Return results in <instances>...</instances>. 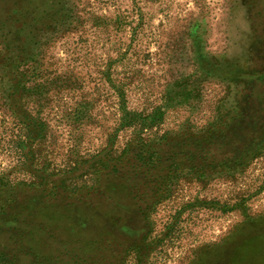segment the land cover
I'll return each instance as SVG.
<instances>
[{"label": "rangeland", "instance_id": "1", "mask_svg": "<svg viewBox=\"0 0 264 264\" xmlns=\"http://www.w3.org/2000/svg\"><path fill=\"white\" fill-rule=\"evenodd\" d=\"M57 1L66 21L44 36L29 67L48 91L29 104L45 121L46 136L31 160H24L16 148L20 126L0 94V175L32 182L34 164L55 178L69 172L71 186L91 184L92 174H81L119 123L109 76L126 92L128 106L144 111L161 104L169 87L198 83L193 99L168 108L159 133L185 123L199 129L216 117L230 89L205 74V63L244 55L250 33L246 0ZM131 133L118 131L114 157ZM147 221L152 249H142L143 261L131 249L124 264L232 263L239 242L256 234L264 238V150L234 172L180 180ZM124 240L129 247L134 241Z\"/></svg>", "mask_w": 264, "mask_h": 264}, {"label": "trees", "instance_id": "2", "mask_svg": "<svg viewBox=\"0 0 264 264\" xmlns=\"http://www.w3.org/2000/svg\"><path fill=\"white\" fill-rule=\"evenodd\" d=\"M246 3L250 33L244 55L205 63V74L230 89L213 121L199 129L185 123L159 133L168 108L193 99L198 83L169 87L161 104L144 111L130 108L126 92L109 76L120 117L108 145L81 174L91 173V184L71 186L69 172L55 178L47 169L34 170L33 163L27 164H33L32 182L0 175V264H124L131 249L143 261L147 219L175 184L234 172L264 150V0ZM59 5L57 0H0V94L20 126L16 148L26 161L47 132L29 104L48 91L35 79L37 69L33 74L29 67L37 62L44 36L66 21ZM123 129L132 133L114 157ZM124 237H133L132 248ZM239 243L230 264H264L261 234Z\"/></svg>", "mask_w": 264, "mask_h": 264}]
</instances>
